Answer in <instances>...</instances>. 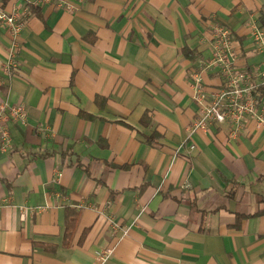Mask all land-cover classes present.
<instances>
[{"label": "crops", "instance_id": "1", "mask_svg": "<svg viewBox=\"0 0 264 264\" xmlns=\"http://www.w3.org/2000/svg\"><path fill=\"white\" fill-rule=\"evenodd\" d=\"M30 1L0 0L23 22L9 69L0 25V102L26 111L0 147V264H264V94L236 138L191 131L197 88L223 85L213 25L254 70L264 0Z\"/></svg>", "mask_w": 264, "mask_h": 264}, {"label": "built area", "instance_id": "2", "mask_svg": "<svg viewBox=\"0 0 264 264\" xmlns=\"http://www.w3.org/2000/svg\"><path fill=\"white\" fill-rule=\"evenodd\" d=\"M41 1L35 0L38 4ZM31 3L26 0L25 8ZM68 10H73L74 6L66 4ZM19 7L12 11H7L0 4V25L5 27L13 38V45L7 54L6 68L14 66L15 46L14 41L19 36L23 27ZM252 40L254 47L262 55L260 64L254 70H244L237 68L234 63L235 52L232 46L231 32L221 24H214L212 27L211 56L207 60V66L218 69L222 76L223 85L212 93L207 100V95L201 88H197L196 100L199 102L198 115L194 119L191 131L197 129H207L210 123H227L230 131V138H236L241 124L246 116L259 118L257 114L256 96L254 91L259 87H264V32L259 28L253 29ZM8 119L26 122V111L23 104H9L0 102V147L6 149L10 144V136L5 122ZM112 253V249H107L100 254L102 261Z\"/></svg>", "mask_w": 264, "mask_h": 264}, {"label": "trees", "instance_id": "3", "mask_svg": "<svg viewBox=\"0 0 264 264\" xmlns=\"http://www.w3.org/2000/svg\"><path fill=\"white\" fill-rule=\"evenodd\" d=\"M257 92H258V97H259V95H261V94H264V87H259V88H257L255 91H254V93H255V95L257 96ZM239 216V215H238ZM237 216V217H238ZM240 217V216H239Z\"/></svg>", "mask_w": 264, "mask_h": 264}]
</instances>
